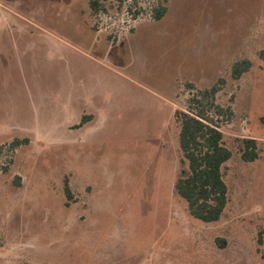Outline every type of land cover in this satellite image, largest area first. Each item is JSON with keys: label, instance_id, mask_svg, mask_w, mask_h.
<instances>
[{"label": "rangeland", "instance_id": "rangeland-1", "mask_svg": "<svg viewBox=\"0 0 264 264\" xmlns=\"http://www.w3.org/2000/svg\"><path fill=\"white\" fill-rule=\"evenodd\" d=\"M91 1L0 0V127L29 123L0 130V264H264V0ZM221 79L229 201L206 223L175 112Z\"/></svg>", "mask_w": 264, "mask_h": 264}, {"label": "trees", "instance_id": "trees-1", "mask_svg": "<svg viewBox=\"0 0 264 264\" xmlns=\"http://www.w3.org/2000/svg\"><path fill=\"white\" fill-rule=\"evenodd\" d=\"M101 0H92L94 12L101 9ZM166 13V7L156 10L155 18L160 20ZM264 62V47L259 53ZM252 67L249 59H243L232 66V77L240 79ZM221 79L210 89L193 94L185 109L175 112L180 125L179 146L182 152L181 175L176 182V192L188 204L194 218L206 223L221 219L228 201V186L224 179L223 167L232 158V151L224 143V134L211 115L217 109L219 114L229 112L215 103L216 94L221 90ZM84 118L79 127H82ZM20 141H15V144ZM260 156L256 139L245 138L242 141L241 157L253 162ZM66 191L69 192L68 185Z\"/></svg>", "mask_w": 264, "mask_h": 264}, {"label": "crops", "instance_id": "crops-1", "mask_svg": "<svg viewBox=\"0 0 264 264\" xmlns=\"http://www.w3.org/2000/svg\"><path fill=\"white\" fill-rule=\"evenodd\" d=\"M3 44H4V40L1 39V37H0V51H2L3 47H1V46H4ZM25 125H29V123L24 124L23 122H15V123H10L8 125L5 124L4 127H0V130H4V131L12 130V128H15L14 126H17L18 129H20V130H24V129H26Z\"/></svg>", "mask_w": 264, "mask_h": 264}]
</instances>
